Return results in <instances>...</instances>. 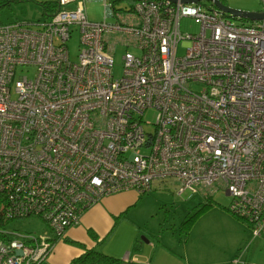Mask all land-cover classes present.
Returning a JSON list of instances; mask_svg holds the SVG:
<instances>
[{
    "label": "built area",
    "instance_id": "1",
    "mask_svg": "<svg viewBox=\"0 0 264 264\" xmlns=\"http://www.w3.org/2000/svg\"><path fill=\"white\" fill-rule=\"evenodd\" d=\"M58 1L43 21L0 22V216L46 224L0 229V264H41L88 207L168 183L190 198L223 191L227 210L263 238L264 18L138 0L113 23L92 22L84 0ZM183 19L199 33L182 34ZM19 69L34 76L16 81Z\"/></svg>",
    "mask_w": 264,
    "mask_h": 264
},
{
    "label": "crops",
    "instance_id": "2",
    "mask_svg": "<svg viewBox=\"0 0 264 264\" xmlns=\"http://www.w3.org/2000/svg\"><path fill=\"white\" fill-rule=\"evenodd\" d=\"M141 197L131 190L104 197L88 207L79 223L67 231L65 239L55 244L41 264H72L75 258L94 248L120 259L121 264H232L238 251L251 239H248L246 224L215 207L199 218L187 235H182L178 229L153 239L140 238L141 227L133 231L128 225L130 211ZM200 197L204 201L209 198ZM91 232L98 240L91 237ZM258 241L263 250L257 254L259 259L250 261L252 264H264V244L261 243L264 237ZM245 251H240L242 259L246 258Z\"/></svg>",
    "mask_w": 264,
    "mask_h": 264
},
{
    "label": "rangeland",
    "instance_id": "3",
    "mask_svg": "<svg viewBox=\"0 0 264 264\" xmlns=\"http://www.w3.org/2000/svg\"><path fill=\"white\" fill-rule=\"evenodd\" d=\"M54 0H0V22L2 23H12L16 21H30L37 22L43 21L47 17L43 14V9L38 2H46ZM125 1V2H124ZM226 6L247 11V12H262L263 3L262 0H220ZM204 5L210 6V2L203 1ZM129 0H123L122 2L114 4L112 6L111 1L107 3V7L104 6V0H84V7L86 14L90 21L92 22H103L104 19L108 23H113V14L114 10L124 9L126 5H130ZM72 7V6H71ZM239 22V21H238ZM250 24V22H248ZM181 32L184 35H197L200 31V26L196 24L191 19H183L180 23ZM185 43L181 42L178 46V55L183 56L186 52ZM70 55L74 60L76 59V54L78 51V39L77 37L73 38V41L69 45ZM124 49L122 47H117L114 54V68L113 75L115 78H120L123 72V55ZM28 77L31 79L34 76V69L21 70L19 69L16 74V81L20 77ZM192 88L195 91L201 89L200 85L194 84ZM155 114L153 112L147 113L145 115V120L149 123L154 122ZM146 129H151L150 125H145ZM158 185V184H157ZM164 185V186H163ZM189 193L185 192L182 196L176 194V186L173 183L161 184V187L154 186L152 192L144 194L141 199L137 202L136 206L131 209L130 217L131 220L128 226L132 227L133 231H136L139 227L140 229V238L145 237L155 238L160 234L165 232L172 233L176 230H180V225L193 209L192 207L202 203L204 200L200 196H193L190 200ZM215 203V208H220L222 211L230 214L231 217L236 219L228 210L227 206L230 202V198L226 196L223 191L217 192L212 198ZM213 207V208H214ZM211 210H208L206 214ZM227 214V215H228ZM205 215V214H204ZM217 217L222 221V217ZM243 225L244 223L241 222ZM127 225L125 227H128ZM46 227V224L40 220H17L10 221L6 224L5 228L8 230H15L17 232H31L36 233ZM127 231V228H125ZM251 238V239H250ZM248 240L249 242L245 247H242L238 251L237 255L233 260L240 256V251L246 250V258L243 257L242 262L245 264H252L250 261L259 259L257 254L261 253L263 248L259 244L260 239L256 238L252 240L251 232L248 230ZM264 244V242H261Z\"/></svg>",
    "mask_w": 264,
    "mask_h": 264
},
{
    "label": "trees",
    "instance_id": "4",
    "mask_svg": "<svg viewBox=\"0 0 264 264\" xmlns=\"http://www.w3.org/2000/svg\"><path fill=\"white\" fill-rule=\"evenodd\" d=\"M123 0H111L112 6L114 4L122 2ZM131 2V6L137 2L138 0H129ZM224 3V2H223ZM42 6L43 14L48 18L53 15H55L59 11V1H46V2H38ZM1 5V2H0ZM215 206L214 200L212 197H209L204 202L199 203L193 209L189 212V214L185 217L183 222L180 225V233L182 235H187L192 226L195 224V222L201 218L206 212L210 209H212ZM236 218V217H235ZM236 220L244 222L243 220L236 218ZM6 222L1 216H0V229L5 228ZM91 237L95 240H98L97 236L94 233H90ZM65 239V238H64ZM72 264H121V260L103 253L99 248H94L91 250L85 251L81 256L75 258L72 261Z\"/></svg>",
    "mask_w": 264,
    "mask_h": 264
},
{
    "label": "water",
    "instance_id": "5",
    "mask_svg": "<svg viewBox=\"0 0 264 264\" xmlns=\"http://www.w3.org/2000/svg\"><path fill=\"white\" fill-rule=\"evenodd\" d=\"M203 1L212 2L220 12L230 15L232 18L247 19L250 21H258L264 18V13L262 12H247L233 9L223 4L220 0H182L184 4H197ZM146 242L148 241L146 240Z\"/></svg>",
    "mask_w": 264,
    "mask_h": 264
}]
</instances>
